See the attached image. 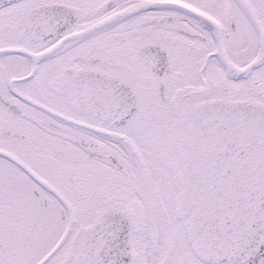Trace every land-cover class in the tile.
<instances>
[{
	"label": "snow or ice",
	"instance_id": "snow-or-ice-1",
	"mask_svg": "<svg viewBox=\"0 0 264 264\" xmlns=\"http://www.w3.org/2000/svg\"><path fill=\"white\" fill-rule=\"evenodd\" d=\"M0 264H264V0H0Z\"/></svg>",
	"mask_w": 264,
	"mask_h": 264
}]
</instances>
